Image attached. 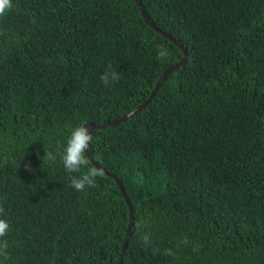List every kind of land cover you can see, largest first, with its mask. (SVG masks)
<instances>
[{
  "label": "trees",
  "instance_id": "1",
  "mask_svg": "<svg viewBox=\"0 0 264 264\" xmlns=\"http://www.w3.org/2000/svg\"><path fill=\"white\" fill-rule=\"evenodd\" d=\"M11 0L0 14V264H264V0ZM162 50L164 55H158ZM111 67L118 79L104 84ZM45 149L52 151L49 159ZM91 163V161H90Z\"/></svg>",
  "mask_w": 264,
  "mask_h": 264
},
{
  "label": "clouds",
  "instance_id": "2",
  "mask_svg": "<svg viewBox=\"0 0 264 264\" xmlns=\"http://www.w3.org/2000/svg\"><path fill=\"white\" fill-rule=\"evenodd\" d=\"M10 7L11 0H0V14H3ZM158 55L162 56L164 52L160 50ZM118 77L119 73L110 66L100 73V80L104 84H109L110 81L118 79ZM92 139L91 130L87 126V120L84 119L69 128L60 150V161L64 170L70 173H79V175H73L69 181L70 186L76 190H84L88 186H93L97 178L102 175V169L90 163L89 156L86 154V150L88 152L90 150ZM45 156L49 159H55L53 152L46 149L43 157ZM9 228V221L0 217V237L5 236Z\"/></svg>",
  "mask_w": 264,
  "mask_h": 264
},
{
  "label": "water",
  "instance_id": "3",
  "mask_svg": "<svg viewBox=\"0 0 264 264\" xmlns=\"http://www.w3.org/2000/svg\"><path fill=\"white\" fill-rule=\"evenodd\" d=\"M136 2V5L138 6V8L140 9V12L145 20V22L147 24H149L150 26H152L156 31L160 32L162 35H164L166 38H168L169 40H171L173 43H175L178 47H180L183 51V55H182V58L176 62L174 65L168 67L167 69H165L161 74L160 76L158 77L157 81H156V84L151 92V95L150 97L154 94V92L157 90L160 82L167 76V74L177 68L178 66H180L181 64H183L186 59H187V52H186V49L174 38L172 37L171 35L161 31L160 29H158L150 20L149 18L146 16L144 10L141 8L140 6V2L139 0H135ZM148 101L145 100L143 103H141L139 106H137L136 108L132 109L131 111L117 117L116 119H113L111 121H103L101 123H93V122H87V126L89 127V129H93V128H102V127H105V126H110V125H114L124 119H126L128 116H130L131 114L135 113L137 110H139L142 106L145 105V103ZM86 154H88L89 156V160L91 161V163H93L95 166H98L100 167L94 160L93 158L89 155V152L88 150H86ZM102 169V172L106 173L107 175H109L110 177H112L114 179V181L116 182V185L118 186L122 196L124 197L125 199V202L126 204L128 205V210H129V219H128V224H127V228H126V231H125V234H124V237H123V241H122V247H121V251H120V254H119V258H118V261L117 263L115 264H120L121 263V259H122V253H123V250L126 246V243H127V238H128V235L130 233V229H131V224H132V208H131V203L130 201L128 200V198L126 197L125 195V192L123 190V187L121 185V182L120 180L118 179V177L112 173H108L107 171H105L102 167H100Z\"/></svg>",
  "mask_w": 264,
  "mask_h": 264
}]
</instances>
